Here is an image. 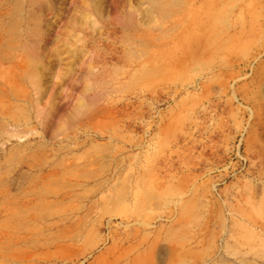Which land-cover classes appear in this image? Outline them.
<instances>
[{
	"label": "rangeland",
	"instance_id": "1",
	"mask_svg": "<svg viewBox=\"0 0 264 264\" xmlns=\"http://www.w3.org/2000/svg\"><path fill=\"white\" fill-rule=\"evenodd\" d=\"M256 116L264 0H0V264H264Z\"/></svg>",
	"mask_w": 264,
	"mask_h": 264
},
{
	"label": "crops",
	"instance_id": "2",
	"mask_svg": "<svg viewBox=\"0 0 264 264\" xmlns=\"http://www.w3.org/2000/svg\"><path fill=\"white\" fill-rule=\"evenodd\" d=\"M232 148H236V144ZM243 151L252 161L257 157L264 155V118L258 116L254 117L253 124L248 128L245 134ZM224 176L225 173L221 172L219 169L218 173H214L210 178L223 180V185L220 189L227 194V197L232 195L243 196L242 185L258 178L256 172L253 170L248 171V167L244 172H234L231 177L224 178Z\"/></svg>",
	"mask_w": 264,
	"mask_h": 264
}]
</instances>
